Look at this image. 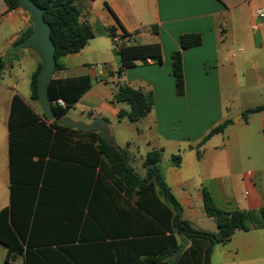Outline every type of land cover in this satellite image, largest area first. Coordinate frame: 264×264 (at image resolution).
Instances as JSON below:
<instances>
[{"label":"crops","instance_id":"1","mask_svg":"<svg viewBox=\"0 0 264 264\" xmlns=\"http://www.w3.org/2000/svg\"><path fill=\"white\" fill-rule=\"evenodd\" d=\"M76 6L89 21L95 38L80 52L62 58L64 67L55 71L54 78L88 76L91 88L73 106L79 107L80 115L68 112L66 116L86 124L94 118L107 119L115 141V133L127 131L120 145L116 143L133 158L144 151L145 156H140L143 166L149 152L162 150L159 168L181 206V218L195 229L218 231L216 220L206 214L204 189L221 209L256 212L248 230H237L230 242L213 248L209 262L264 264V225L258 215L264 207V100L256 102L250 91L246 92L248 98H241L240 103L236 100L239 87L247 91L245 80L249 85L264 81V20L253 28L264 0H78ZM117 20L133 34L128 44L158 42L162 63H139L119 75L115 40L106 34V28L118 26ZM32 26L29 13L21 8L9 10L5 0H0V56L6 59L0 81V210L11 204L8 125L13 98L19 96L37 115L45 116L31 92L32 76L41 59L29 49L13 52ZM189 33L200 34L202 44L183 51L185 94L179 96L172 54L180 49V36ZM27 61L31 63L29 79L15 78V67ZM7 72L9 78L4 83ZM120 84L153 95L151 112L137 123L118 120L120 110H128L114 102ZM257 107L263 109L251 113L244 124L239 122L247 110ZM233 113H240L241 118L233 122ZM228 120L232 122L223 132L198 148L212 129ZM175 155H181L178 167L172 164ZM65 168L51 165L48 172L53 184L35 186L36 201L31 203L33 191L27 189L16 196L14 219H22L25 229L28 219L37 222L32 229H24L31 244L29 255L26 257L24 246V252L12 257L11 264H24L25 258L28 264H70L68 254L57 245L73 247L69 254L76 264H111L110 251L85 247L81 241H109L111 236L107 237L93 219H121L119 209L124 205L120 201L116 209L103 196L97 199L95 195L94 199L90 186L74 183L75 177L65 184ZM138 174L145 176L146 169L143 175ZM71 239V244L64 242ZM7 253L8 248L0 243V264H9Z\"/></svg>","mask_w":264,"mask_h":264},{"label":"trees","instance_id":"2","mask_svg":"<svg viewBox=\"0 0 264 264\" xmlns=\"http://www.w3.org/2000/svg\"><path fill=\"white\" fill-rule=\"evenodd\" d=\"M32 1L45 11L44 18L51 27V39L56 47V70H59L64 67L62 58L80 52L95 38V32L83 12L76 6L78 0ZM5 2L9 10L20 8L18 0ZM117 24L118 26L106 28V34L115 40V53L120 60V68L117 71L119 75L139 63H162V49L158 42L128 44L133 34L127 32L118 20ZM32 31L33 26L25 32L21 40ZM179 42L180 49L172 54V71L176 92L183 96V51L200 46L202 36L198 33L183 34ZM41 66L42 63L32 76L31 92L34 100H39L37 74ZM5 68L6 59L0 56V81ZM90 88L91 81L88 76L54 78L48 87L49 98L53 103L63 99L67 105L66 108L54 105L57 116H66L68 109ZM114 102L129 106L128 110H120L118 120L127 118L132 123H137L147 116L154 106L152 93L135 89L128 84L118 86ZM262 109L263 107H257L245 113H255ZM231 122L228 120L212 129L198 148L212 136L223 132ZM8 130L11 204L0 210V243L8 248L6 261L9 264L12 257L24 252V246H27L26 257L31 250L23 220L14 219L15 198L23 189H27L33 191L29 198L31 203L36 201L38 190L35 186L53 184L49 181L48 171L55 163L66 167L65 184L75 177L77 181L74 183L90 186L94 199L95 195L97 199L103 196V199L114 204L116 209H119L116 205L122 201L124 207L119 209L121 219H111V222L93 219L107 237L111 236L109 241H81L85 247L110 251L111 264H210L209 257L216 245L227 244L237 230H248L249 223L256 220L254 218L257 213L253 211H226L219 208L212 195L204 189L205 211L209 217L216 220L218 231L210 233L195 229L189 221L181 218V206L172 195L159 168L162 150H154L146 155V174L142 177L129 164L125 153L106 144L98 131L83 132L56 122L48 123L45 116L42 118L37 115L19 96L13 98ZM197 153L201 156V151L198 150ZM34 158H37V161H34ZM46 158L48 161H45ZM172 164L180 166L181 155L173 156ZM41 190L43 191V188ZM258 215L264 225V207L258 211ZM28 222L25 229L27 231L34 227L37 219H28ZM179 236L190 242L183 251L184 245ZM73 240L64 242L71 244ZM57 246L68 254L70 264L77 263L69 254L73 247ZM24 264H28L26 258Z\"/></svg>","mask_w":264,"mask_h":264},{"label":"water","instance_id":"3","mask_svg":"<svg viewBox=\"0 0 264 264\" xmlns=\"http://www.w3.org/2000/svg\"><path fill=\"white\" fill-rule=\"evenodd\" d=\"M20 8L29 13L33 20V31L26 38L17 43L13 52L29 49L35 52L41 59L42 66L37 74L38 96L45 118L54 121L62 126L78 129L81 131H98L103 141L118 151L121 149L113 139L107 119L94 118L90 124L76 122L67 116H57L54 110V103L50 100L48 87L54 79L56 71V47L51 39V27L44 18V9L32 0H18ZM183 245L188 246L189 242L183 236H179Z\"/></svg>","mask_w":264,"mask_h":264},{"label":"rangeland","instance_id":"4","mask_svg":"<svg viewBox=\"0 0 264 264\" xmlns=\"http://www.w3.org/2000/svg\"><path fill=\"white\" fill-rule=\"evenodd\" d=\"M94 28H96L94 26ZM114 57H118L116 55V53L114 52ZM31 63L30 62H23L21 64V66H17L15 67V70L12 72L13 73V76L15 78H22V79H29V73H30V70H31V67H30ZM92 65V64H91ZM108 65V63H107ZM101 66H105V65H101ZM96 67V66H95ZM5 71V69H4ZM9 72H7V74L5 75L4 77V83L7 82L8 78H9ZM4 74V72H3ZM3 77V75H2ZM242 85H244V81H242ZM244 87H246V90L247 91H242V89L239 87L238 88V96L236 97V100H238V103L241 102V98L245 97V98H248L247 95H246V92H249L250 91V98H252L253 100H255L256 102L260 103L262 102V100H264V81H261V83L257 84L256 82L252 85H249L248 84V81L245 80V85ZM242 91V92H241ZM236 104V103H235ZM121 105H123L126 109H129V106L125 103H122ZM237 105V104H236ZM70 112L72 113L73 115H80V110H79V107H72L70 109H68L67 113ZM236 117L232 118V121L234 122V120L236 118H241V114L240 113H233ZM251 113H244L243 114V117L239 120V122L241 124H244L245 123V120L248 118V117H251L250 116ZM68 117V116H67ZM71 118V117H69ZM72 120H74L73 118H71ZM128 133L127 131L123 130V131H119V133H115V138H116V141L118 142V144L120 145V142L122 140V137H125L127 136ZM115 141V142H116ZM117 144V143H116ZM117 144V145H118ZM122 146V145H121ZM120 149L121 147L118 146ZM123 150L126 152V155L128 157V160H129V163L130 165L138 172L140 173L141 175H143V173L145 172V168L143 166V162L141 161L140 159V156H145V153L144 151L140 152V154L136 153V157L133 158L131 156V154H129V151L125 148V147H122Z\"/></svg>","mask_w":264,"mask_h":264},{"label":"built area","instance_id":"5","mask_svg":"<svg viewBox=\"0 0 264 264\" xmlns=\"http://www.w3.org/2000/svg\"><path fill=\"white\" fill-rule=\"evenodd\" d=\"M257 19H258V22L254 23L253 24V28L256 29L259 27V25L261 24V22L264 20V8H260L257 10ZM57 105L59 107H62V108H66V102L63 100V99H58L54 105Z\"/></svg>","mask_w":264,"mask_h":264}]
</instances>
